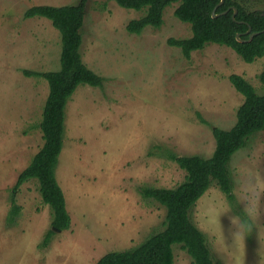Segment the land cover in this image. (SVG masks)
<instances>
[{
    "label": "rangeland",
    "instance_id": "1",
    "mask_svg": "<svg viewBox=\"0 0 264 264\" xmlns=\"http://www.w3.org/2000/svg\"><path fill=\"white\" fill-rule=\"evenodd\" d=\"M79 0H0V264H96L106 253L132 248L163 229L166 209L142 187L175 188L185 173L168 154L211 157L214 127L230 129L244 101L229 80L244 77L258 94L264 58L247 63L231 48L208 43L186 59L168 39H188L190 25L167 7L160 28L126 30L137 11L112 0H88L79 48L82 62L104 78L83 83L67 104L64 144L55 176L71 216L69 230L52 229V211L31 179L11 189L43 146L40 123L49 85L23 71L59 69L61 37L51 21L25 18L33 6ZM249 11L264 0H247ZM234 201L214 184L191 219L205 235L214 264H264V131L253 134L229 162ZM249 209H253L249 214ZM173 264H192L172 246Z\"/></svg>",
    "mask_w": 264,
    "mask_h": 264
},
{
    "label": "trees",
    "instance_id": "2",
    "mask_svg": "<svg viewBox=\"0 0 264 264\" xmlns=\"http://www.w3.org/2000/svg\"><path fill=\"white\" fill-rule=\"evenodd\" d=\"M112 1L127 9L140 11L146 8L142 17L126 25L128 33L136 35L148 26L160 28L164 10L178 4L174 16L190 25L191 37L170 38L167 44L180 49L186 59H189L191 52L199 51L208 43L231 48L247 63L264 58V10H247L243 6L247 0ZM87 2L79 0L77 4L60 7L33 6L24 14L25 18L50 20L61 37L58 70L46 73L23 71L25 76L41 77L49 85L40 123L44 144L18 175L11 189L12 205L8 216L10 223L15 222L20 212L14 201L15 193L21 185L35 179L42 201L52 211V229L41 243L44 248L49 245L55 230L66 231L71 227V216L55 176L64 144L67 104L83 83L95 87H101L104 83V78L82 62L79 53L82 43L80 29ZM249 28L251 31L248 33ZM250 33L256 34L248 40ZM229 80L244 96V101L237 109L236 122L230 129H212L215 148L211 157L168 154L169 160L184 171L183 181L175 188L142 187L139 191L142 197L153 199L166 209L163 229L132 248L106 253L96 264H173V245H180L190 256L192 264H214L205 235L191 219L192 210L214 184L219 186L230 202L234 201L233 182L228 168L231 157L246 145L253 134L264 131V93L258 94L238 74H232ZM259 80L264 89V71L259 75Z\"/></svg>",
    "mask_w": 264,
    "mask_h": 264
},
{
    "label": "water",
    "instance_id": "3",
    "mask_svg": "<svg viewBox=\"0 0 264 264\" xmlns=\"http://www.w3.org/2000/svg\"><path fill=\"white\" fill-rule=\"evenodd\" d=\"M221 2H223V0H221ZM234 13H236V9L234 10ZM213 16H216L215 14L213 15ZM251 31V29L249 28L248 29V33ZM256 33H250L249 34V37H248V40H251L252 39V37L255 35ZM238 37V36H237ZM55 231H57V232H61L60 230H55Z\"/></svg>",
    "mask_w": 264,
    "mask_h": 264
},
{
    "label": "clouds",
    "instance_id": "4",
    "mask_svg": "<svg viewBox=\"0 0 264 264\" xmlns=\"http://www.w3.org/2000/svg\"><path fill=\"white\" fill-rule=\"evenodd\" d=\"M252 211H253V209H249V214H251V213H252Z\"/></svg>",
    "mask_w": 264,
    "mask_h": 264
}]
</instances>
